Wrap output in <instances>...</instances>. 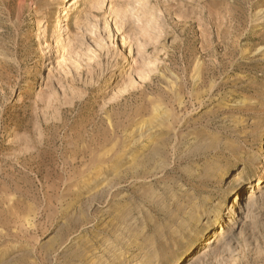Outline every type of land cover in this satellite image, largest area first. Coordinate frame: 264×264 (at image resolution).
Instances as JSON below:
<instances>
[{"label": "rangeland", "instance_id": "rangeland-1", "mask_svg": "<svg viewBox=\"0 0 264 264\" xmlns=\"http://www.w3.org/2000/svg\"><path fill=\"white\" fill-rule=\"evenodd\" d=\"M92 261L264 264V0H0V264Z\"/></svg>", "mask_w": 264, "mask_h": 264}, {"label": "bare ground", "instance_id": "bare-ground-1", "mask_svg": "<svg viewBox=\"0 0 264 264\" xmlns=\"http://www.w3.org/2000/svg\"><path fill=\"white\" fill-rule=\"evenodd\" d=\"M69 2H70V0H69ZM45 26V25H44ZM43 26V27H44ZM251 197H254V196H251ZM232 208H237V212H238V210L240 209V207H238V206H236L235 204L232 206ZM221 212V211H220ZM220 212H219V214H220ZM236 213V212H235ZM218 221H219V219H217L216 220V224L218 223ZM230 226L231 225H227V227L225 228L224 226H223V228H224V230H223V232H222V234L221 235H219L216 239H211L210 241L211 242H213L212 243V245L214 246V245H216L217 247H220V249L223 247V245H224V240H226V239H228V238H230V236H232V232H231V230L229 229L230 228ZM227 229V230H226ZM228 230H230V231H228ZM233 230V229H232ZM214 240V241H213ZM124 242V241H123ZM210 245V244H209ZM219 250V249H218ZM202 254H199L198 256H196V257H198L197 258V260H200L202 257H204V256H206V255H209V251L207 250V249H204L202 252H201ZM147 254V253H146ZM92 264H98L96 261H92Z\"/></svg>", "mask_w": 264, "mask_h": 264}]
</instances>
